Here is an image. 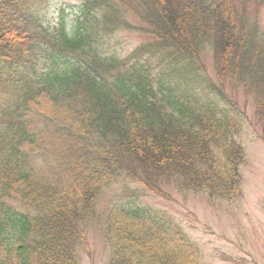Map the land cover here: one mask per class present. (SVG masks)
<instances>
[{"label": "trees", "instance_id": "16d2710c", "mask_svg": "<svg viewBox=\"0 0 264 264\" xmlns=\"http://www.w3.org/2000/svg\"><path fill=\"white\" fill-rule=\"evenodd\" d=\"M49 1L0 0V264H79L91 223L108 264H204L169 218L120 194L100 212V197L129 182L241 196L243 118L224 88L253 97L264 141V29L234 0H82L51 22ZM120 30L148 35L126 60L105 51ZM206 48L218 84L198 89Z\"/></svg>", "mask_w": 264, "mask_h": 264}, {"label": "rangeland", "instance_id": "374dc122", "mask_svg": "<svg viewBox=\"0 0 264 264\" xmlns=\"http://www.w3.org/2000/svg\"><path fill=\"white\" fill-rule=\"evenodd\" d=\"M240 13L247 11L264 29V4L256 0H234ZM82 0H50L45 7L44 18L51 22L64 9L72 18ZM131 15V14H130ZM133 25L139 26L134 16L128 17ZM148 41V35L138 30H120L113 34L105 51L113 49L118 59ZM204 70L190 77L206 85H217L212 49L202 54ZM161 68L153 65V74L159 75ZM228 105L236 108L243 118V126L236 140L242 147L245 160L239 171L243 176L242 195L235 201L212 200L203 192L182 190L173 184L163 188L168 197H159L139 183L129 182L124 191L115 186L103 192L99 211L120 194L118 201L131 199L139 205L152 209L159 217L173 221L174 228L184 232L201 249L204 264H264V142L260 139L261 128L257 122L253 99L247 98L240 87L225 86ZM225 107H227L224 104ZM89 253L80 252V264H107L110 246L105 240L101 225L91 223L86 229Z\"/></svg>", "mask_w": 264, "mask_h": 264}]
</instances>
